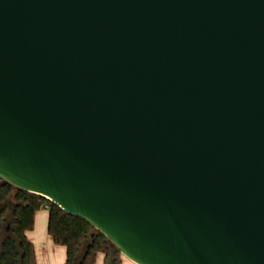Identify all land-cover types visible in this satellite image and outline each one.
<instances>
[{"label":"water","instance_id":"95a60500","mask_svg":"<svg viewBox=\"0 0 264 264\" xmlns=\"http://www.w3.org/2000/svg\"><path fill=\"white\" fill-rule=\"evenodd\" d=\"M0 181L132 264H264V0H0Z\"/></svg>","mask_w":264,"mask_h":264},{"label":"trees","instance_id":"16d2710c","mask_svg":"<svg viewBox=\"0 0 264 264\" xmlns=\"http://www.w3.org/2000/svg\"><path fill=\"white\" fill-rule=\"evenodd\" d=\"M47 211V234L65 248L63 264H121L120 253L85 221L64 214L50 201L0 181V264H36L26 233L33 230L35 213ZM93 235V237H92Z\"/></svg>","mask_w":264,"mask_h":264},{"label":"crops","instance_id":"0c3cea01","mask_svg":"<svg viewBox=\"0 0 264 264\" xmlns=\"http://www.w3.org/2000/svg\"><path fill=\"white\" fill-rule=\"evenodd\" d=\"M47 211L35 213L33 230L26 233L27 240L32 244L36 264H63L65 248L56 246L47 234ZM95 264H103V256L98 255ZM121 264H132L121 257Z\"/></svg>","mask_w":264,"mask_h":264}]
</instances>
